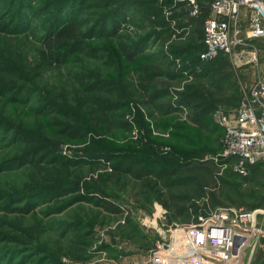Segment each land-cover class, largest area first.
I'll return each mask as SVG.
<instances>
[{
    "label": "rangeland",
    "instance_id": "obj_1",
    "mask_svg": "<svg viewBox=\"0 0 264 264\" xmlns=\"http://www.w3.org/2000/svg\"><path fill=\"white\" fill-rule=\"evenodd\" d=\"M17 1L0 0V264H152L156 240L166 237L173 223L190 224L217 207H264V164L255 174H233L234 162L223 157V146L219 149L224 129H198L186 108L162 113L142 100H132L123 119L132 123L131 132L123 128L96 132L81 115L79 129L86 136H70L64 128L69 122L65 112L72 110L77 89L85 88L97 101L101 87L117 75L112 61L120 62L122 73L134 68L124 49L145 31L139 21L129 18L117 30L111 29L110 7L104 0H79L87 5L74 15L81 42L55 50L59 60L47 67L43 64L47 42L69 20L54 17L56 0H31L34 14L27 25L18 26L11 16ZM155 1L165 19L172 17L175 3ZM191 29L138 54L137 64L159 61L169 45H187L195 36ZM257 45L259 65L224 54L231 67L214 78L217 86L232 88L228 93L236 91L241 99L250 93L264 75V38ZM192 75L158 77L160 103L172 101L176 108L179 102L182 107L187 87L193 89ZM208 76L204 83L213 81ZM237 106H221L220 112L229 113ZM20 131L36 137L40 148L23 151L25 137ZM197 149L206 152L203 159L208 162L198 163ZM128 154L140 155L149 168L159 161L172 162L175 155L187 158L179 190L188 200L176 203L177 210L183 209L181 215L174 216L156 201L147 182L130 176L111 178L114 157ZM60 162L71 165L68 180L32 184L36 163L52 167ZM105 200L120 211L105 210L101 206ZM15 225L34 228L35 240L4 239L1 232L21 235ZM249 250L237 264L249 262ZM251 264H264V238L255 247Z\"/></svg>",
    "mask_w": 264,
    "mask_h": 264
},
{
    "label": "trees",
    "instance_id": "obj_2",
    "mask_svg": "<svg viewBox=\"0 0 264 264\" xmlns=\"http://www.w3.org/2000/svg\"><path fill=\"white\" fill-rule=\"evenodd\" d=\"M84 1L56 0L54 17L59 21L60 19H68L69 21H66L65 25L60 27L47 42L46 50L43 52V64L47 67H50L58 56L55 50L69 44L81 42L82 31L78 27L79 24L74 15L87 6H83ZM103 3L110 7L107 21L111 29L117 30L122 20H128L129 18L139 21V25L144 29L145 33L140 35L138 41L131 45H126L127 49H124V54L128 61L135 63L134 68L122 73L120 62L112 61V65L117 70V75L101 87L97 93V101L91 98L90 93L85 88L77 89L71 101L73 103L72 110H66L65 112L69 122L65 124L64 128L70 132V136L74 138L86 136L79 129L81 115L88 119V122L96 132L104 128L109 132L116 128H123L125 131L131 132L133 130L132 123L123 119L130 112L129 103L132 100H142L152 110H160L162 113H173L186 108L188 110V119L198 129L206 132L223 130L214 118V114L220 111L221 106H237L240 103L241 95L236 91L228 93L232 88L219 87L214 79L218 75L221 76L231 67L230 60L224 55L225 53L221 52L216 58L208 61H203L200 58L201 52L205 49L204 22L212 12L211 0H198L199 11L197 14H192V6L188 0H168L167 4L175 3V6L172 7V17H166V19L162 8L156 5L155 0H104ZM14 8H17V11L16 13H11V16L17 19L18 26L27 25L34 14L31 9L32 1L19 0L17 3L15 2ZM189 26L192 27L191 31L195 36L190 38V42L187 45H169V50L163 53L160 59L158 58L159 61L154 60V62L137 64L136 57L138 54L144 53L145 50H150L151 46H155V44L158 45L160 40L163 42L167 41L171 36L173 37V33L177 28H183V30L177 34L175 39L181 37L184 28L186 29ZM154 52L157 53L156 51ZM171 53L174 55L173 59L169 57V54L172 56ZM177 58L180 63H176ZM57 60L59 59L57 58ZM185 72L188 73L185 74ZM190 75L193 76L194 80L191 86L193 89L187 87L188 90L184 93L185 97L181 103L182 107H179V102L176 108H174L172 101L160 103L159 100L163 93L159 87L160 81L157 79L158 77L179 78ZM206 76L213 81L204 83ZM152 115L150 113V116ZM20 134L22 138L25 137L22 142L23 151L27 152L30 149L40 148L42 145L36 137L26 136L24 131H20ZM223 135L224 130L221 135L219 149H222L223 146ZM197 150L199 151L195 154L199 157L198 163L208 162L203 159L206 152H203L202 149ZM114 158L115 160L111 165V178L130 176L144 183L147 182L156 201L169 213H173L174 216L182 214L183 209L179 208L177 210L176 203L188 200L186 195L183 196L184 193L179 190L185 174L183 171V160L187 159L186 157L175 155L173 156L174 161H159L150 168L147 167L144 161H140V155L128 154ZM226 160L235 161L233 158H226ZM263 164L264 161L260 160L253 165H249L248 173H257ZM34 171L33 185L43 184V182L39 183L42 180L48 182L55 180L65 181L71 175V165L69 162H60L52 167H44L36 163ZM237 173L233 174L239 175ZM101 206L110 212L120 211L119 207L106 200L101 203ZM15 226L20 230L21 235H9L7 232H1L4 239L16 240L17 242L23 241L24 243H30L35 240L34 228ZM52 261L57 263L58 258L54 256Z\"/></svg>",
    "mask_w": 264,
    "mask_h": 264
},
{
    "label": "built area",
    "instance_id": "obj_3",
    "mask_svg": "<svg viewBox=\"0 0 264 264\" xmlns=\"http://www.w3.org/2000/svg\"><path fill=\"white\" fill-rule=\"evenodd\" d=\"M188 1L192 14H197L198 0ZM210 5L201 60H212L223 52L259 65L257 42L264 38V0H211ZM182 30L177 28L173 37ZM216 115L224 129L223 157L235 159V171L245 176L249 165L264 161V75L235 110ZM166 233L151 251L152 264H237L248 248L246 264H251L255 247L264 238V207H217L190 224L173 223Z\"/></svg>",
    "mask_w": 264,
    "mask_h": 264
}]
</instances>
